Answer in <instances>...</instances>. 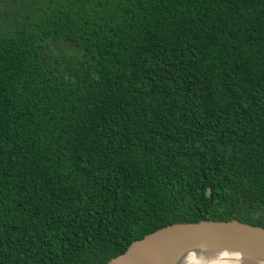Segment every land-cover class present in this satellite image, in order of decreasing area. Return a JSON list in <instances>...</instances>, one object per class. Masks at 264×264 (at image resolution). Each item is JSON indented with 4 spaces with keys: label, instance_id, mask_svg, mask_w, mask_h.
Instances as JSON below:
<instances>
[{
    "label": "trees",
    "instance_id": "obj_1",
    "mask_svg": "<svg viewBox=\"0 0 264 264\" xmlns=\"http://www.w3.org/2000/svg\"><path fill=\"white\" fill-rule=\"evenodd\" d=\"M202 220L264 228V0H0V264Z\"/></svg>",
    "mask_w": 264,
    "mask_h": 264
},
{
    "label": "water",
    "instance_id": "obj_2",
    "mask_svg": "<svg viewBox=\"0 0 264 264\" xmlns=\"http://www.w3.org/2000/svg\"><path fill=\"white\" fill-rule=\"evenodd\" d=\"M190 246L235 251L264 263V228L238 220L174 223L132 242L106 264H168Z\"/></svg>",
    "mask_w": 264,
    "mask_h": 264
},
{
    "label": "bare ground",
    "instance_id": "obj_3",
    "mask_svg": "<svg viewBox=\"0 0 264 264\" xmlns=\"http://www.w3.org/2000/svg\"><path fill=\"white\" fill-rule=\"evenodd\" d=\"M168 264H264L239 252L190 246L179 251Z\"/></svg>",
    "mask_w": 264,
    "mask_h": 264
}]
</instances>
